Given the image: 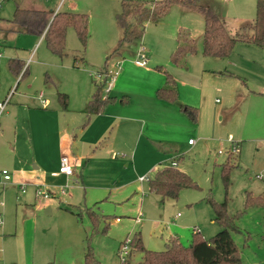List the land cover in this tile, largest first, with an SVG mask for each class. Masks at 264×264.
<instances>
[{"label": "rangeland", "instance_id": "374dc122", "mask_svg": "<svg viewBox=\"0 0 264 264\" xmlns=\"http://www.w3.org/2000/svg\"><path fill=\"white\" fill-rule=\"evenodd\" d=\"M121 1L0 0V22L3 24L1 19H11L16 4L22 7L48 4L54 10L59 6L57 10L84 13L89 19L85 49H82L73 26H68L63 55L50 51L45 41H41L43 39L34 33H8L4 38L0 35V100L8 96L10 102L29 103L31 98L39 99L42 93L49 100L48 108L61 110L57 92H65L68 96L67 109L80 107L85 94L93 90L91 80H98L93 74L103 72L104 68H114L115 61L121 63L124 59L135 58L137 48L144 46L140 44L141 38H135L125 43L119 52L111 50L103 54L99 51L98 48L109 32H115L114 45H117L122 34L116 21L114 23L112 20L111 28L98 25L97 4L110 2L107 3L108 8H104L111 9L110 13L117 9L116 14L121 10ZM220 1L223 4L218 5L216 10L226 28L234 34L232 27L244 22L243 28L236 32H249L251 24L246 23L255 19L256 0ZM181 8L184 13L180 12ZM132 18L133 13L126 14L127 21L133 23ZM175 19L179 23L176 26L173 25ZM160 24H165L166 28L173 25L171 29L176 36L175 31L179 27L183 28L194 39L195 51L185 59L187 68H177L170 72L177 79V93L182 89L181 93L186 98L182 105L196 107L197 118L192 121L185 113H178L182 118L177 121L182 125L178 132L181 138L177 144H171V152L176 158L179 157V168L197 186L182 189L176 200L165 198L161 202L160 197L150 193L147 188L148 180L154 172H148L145 174L148 179L139 182V175L132 166L133 156L126 154L122 157V152H118L116 159L102 155L99 160H90L86 172L92 174V179L84 185L77 177L73 182H59L54 178L49 183L56 189L42 186L55 194L47 198H38L32 187L28 186L27 193L31 192L30 199L33 202L37 200L41 204L47 201L52 204L54 211L49 214L45 213L43 207L37 212V203L22 207L15 205L16 189L11 187L5 198L0 195V218L2 225L5 221L9 224V229L17 221V233L3 237L0 264H32L46 254L55 263L85 264L87 244L99 264H119V241L126 238L132 240L136 234L140 236L142 245L149 250H164L170 236L176 237L184 246H189L194 231L198 230L205 239L219 231L220 227L213 220L214 210L210 201L222 202L225 199L229 214L241 212L235 220L239 232L231 233L241 261L244 264H264V206H246L247 192L253 195L264 193V49L237 42L227 58L203 55L202 15L177 4L170 7L157 25L150 26L157 28ZM150 32L151 43L153 37ZM151 47L158 54L160 45L156 40ZM257 55L262 60L256 64L247 59H254ZM81 56L86 61H82ZM75 58L77 67L72 64ZM11 59L23 62L18 74L8 68ZM105 62L107 65L104 66ZM149 65L147 58L145 66ZM23 68L27 69L24 75ZM229 72L238 75L240 79ZM194 92L198 94L200 105L191 104ZM181 93L178 101L182 98ZM102 94L105 95L104 92ZM188 139L195 144L189 146ZM155 144L154 147L158 149L159 144ZM232 145H235V150L230 152ZM218 150H222V153H218ZM223 165L231 168L227 185L222 177ZM136 166H140L139 161ZM0 169H5L11 178L10 170L1 162ZM102 169L107 171V175L98 177L97 170ZM2 182L0 176V188ZM60 187L66 193L61 194ZM95 202L98 207L95 209L119 218L117 222L108 223L104 231L103 224L99 225L97 231L89 227L86 209ZM8 206L9 209H6ZM96 218L103 220L99 214ZM35 225L37 230L33 237L30 232ZM129 245L131 248V242ZM140 258V252L132 251V261L137 262Z\"/></svg>", "mask_w": 264, "mask_h": 264}, {"label": "crops", "instance_id": "0c3cea01", "mask_svg": "<svg viewBox=\"0 0 264 264\" xmlns=\"http://www.w3.org/2000/svg\"><path fill=\"white\" fill-rule=\"evenodd\" d=\"M107 3L110 4V2H99L97 4L99 10H97V21L101 28H111L112 20L113 22L116 21L115 17L117 13L115 14V12L117 9H113L112 13H110L111 9L104 8V6L108 8L109 4L107 5ZM202 3L211 6L215 10L218 5L223 4L220 0H202ZM32 6L34 7L30 8L53 9L48 4ZM57 9H53L54 12L58 11ZM180 12L184 13V10L181 8ZM160 19L157 22H147L141 35L142 41L140 44L144 45L143 47L147 52L148 63L150 65L142 66L137 64L136 56L135 58L124 59L120 63L119 73L113 80L108 93V96L113 98L112 101L105 106L102 112L91 115L88 120L83 110L94 90V85L92 92L86 93L85 97H83L81 106L73 107L69 110L67 109L68 96L67 107L66 109L61 107V110L53 107L48 108L49 100L47 103H42L41 100L46 99L42 93H40L42 96L39 94L40 100L37 99L38 101L35 98H31L29 103L8 101L5 109L0 114V162L8 167L12 176L9 180H4L0 175L3 180L0 195L5 198V194L12 189L11 187H14L16 189L15 205L21 207L22 205H33L37 203V200L33 202L34 200L30 199L31 192L27 193L28 186H31L33 191L36 190L37 185H46L51 189L53 187L49 183L50 180L57 178L59 182H73L75 177L79 178L82 185H84L85 182L88 183V180L92 179V174L89 171L86 172V167L90 160H99L102 155H109L111 159H116L118 152H122V157L126 154L133 156L132 166H134L135 172L139 175L137 177L139 182H142L139 180L140 176L148 172H154L151 177L153 178L157 170L165 164H170L172 161H176V167L180 169L177 161L179 157L176 158L172 154L171 144H177V140L181 138L178 132L179 128H182V125L178 124L177 121L179 119L182 120L178 113L183 115L181 107L184 106L182 102L186 98L181 93L182 89H179L182 98L178 101L180 96L178 92L176 101L171 102L159 98L157 90L166 86L167 73L175 78L177 90V79L170 71H175L177 68L186 69L185 59L191 53L181 52L180 56L182 58H179V63L173 61L178 43L176 33L174 35L171 28L173 25L179 23H176L178 20L175 19L176 21H174L175 23L171 27L166 28L165 24H160L157 28H151L152 26L150 25H157ZM8 20L1 19L2 22L4 21V24L0 22V35L4 38L8 33L21 34L14 32L11 24L7 25ZM252 22L253 20L246 24L249 25ZM244 24V22H240L236 27H232L231 30L236 32L237 29L243 28ZM149 31H152L150 32L153 37V42L151 43L149 42ZM39 36L43 39V34ZM114 36V31L109 32L108 37L103 39V43L98 48L100 52L107 54L111 50H114V47H116L114 45ZM116 38H118V33ZM155 40L160 45L158 54L151 47L155 43ZM41 41H44V39ZM80 59L86 61L84 56H81ZM247 59L256 64L259 60H262V57L257 55L254 59H251V57H247ZM180 60L184 63H181ZM72 64L73 66H78L76 58ZM105 65H107V62H105ZM107 69L104 68V71ZM229 74L234 73L229 72ZM234 76L240 79L238 75L234 74ZM92 81L94 82L93 79ZM196 93L194 92V101H191L192 103L188 102L193 105H200L199 97ZM133 98L136 99L133 100ZM195 130H197L196 127ZM189 140H187L189 146L195 144V142L188 143ZM154 143H157L155 145L159 144L157 146L158 149L154 147ZM63 155L68 156L74 166V173L71 176L57 173L59 160ZM137 161H139L140 166L135 167ZM106 175V170H97L98 177ZM22 184H24L23 190L21 189ZM50 189L47 190L51 192ZM54 189L56 188L52 190ZM51 194L55 195L52 192ZM37 204L35 206L37 212L42 207L46 214L54 211L50 202L45 201ZM0 205L2 206V203ZM96 205L97 203L95 202L93 206H89L86 210L88 213L93 211L102 215L103 220L100 221V224L107 226L108 223H114L119 220L117 216H108L98 211L95 209L98 208ZM6 209H9V206ZM135 220L137 221L138 218L135 217ZM89 227L91 228V225ZM36 230L35 225L30 232V234H33V237L36 234ZM23 232L24 230L21 231L24 240ZM16 233L17 221H15L13 228L9 229V224L6 221L2 225L1 218L0 244L5 235H14ZM122 242L119 241V246H121ZM32 264L61 263L51 261V257L46 254L44 258L41 257L33 261Z\"/></svg>", "mask_w": 264, "mask_h": 264}, {"label": "trees", "instance_id": "16d2710c", "mask_svg": "<svg viewBox=\"0 0 264 264\" xmlns=\"http://www.w3.org/2000/svg\"><path fill=\"white\" fill-rule=\"evenodd\" d=\"M179 5L188 10L199 12L204 20L202 34V54L205 56L226 58L230 55L235 43L242 42L264 49V0H256V16L250 26V31L231 33L225 26L220 13L211 6L203 4L202 0H153L148 2H136L122 0L121 10L116 14V22L121 29L114 52H119L125 43L135 38H141L147 22H157L163 17L172 5ZM133 9V11H132ZM133 13V23L127 21L126 14ZM16 33L43 34V39L55 54L63 55L65 48V34L68 26H73L82 49H85L88 37V15L77 12H67L53 9H36L16 5L13 16L8 20ZM177 48L173 61L179 63L181 52L192 53L194 41L183 28L177 31ZM23 67L20 60L11 59L8 68L14 74H18ZM27 69L22 72L26 73ZM94 90L87 100L84 113L87 120L93 114L102 112L105 106L112 101V97L103 96L104 80L94 81ZM61 107H67V94L58 92ZM157 96L171 102L177 99L176 80L167 73L166 86L157 90ZM182 111L192 120L196 121L197 111L195 107L184 105ZM87 122V121H86ZM230 167L223 165L222 177L225 185L229 180ZM148 191L160 197L162 202L165 198L176 200L182 189L195 188L197 185L183 170L165 164L156 171L153 178L148 180ZM214 210L213 220L220 227L219 231L209 239L203 238L199 231L193 232V239L189 246H184L178 239L170 236L165 242V249L161 251L146 249L136 234L131 240V248L127 258L120 264H244L239 256L232 232H239L235 220L241 212L229 214L226 199L222 202L210 201ZM246 206H264V193L253 195L247 192ZM97 212H89V222L94 231L98 230L100 221L97 220ZM100 215V214H99ZM102 216V215H101ZM104 225L102 231H104ZM132 251L141 253L139 261L131 260ZM85 264H99L94 259L90 245L87 244L84 252Z\"/></svg>", "mask_w": 264, "mask_h": 264}, {"label": "built area", "instance_id": "2783aa9c", "mask_svg": "<svg viewBox=\"0 0 264 264\" xmlns=\"http://www.w3.org/2000/svg\"><path fill=\"white\" fill-rule=\"evenodd\" d=\"M147 53L145 51V48L143 46H140L137 50V55H136V62L139 65H145L146 60H147ZM114 68H108L107 70L103 71V72H97L95 74H93L98 80L97 81H101L102 79L104 80V93L106 95H108L110 89H111V85L113 80L115 79V77L117 76V74L119 73L120 70V62L116 61L114 63ZM40 96H42V94H40ZM9 101V97L7 96L5 99L0 100V114L1 112L5 109L7 103ZM42 103H47L46 99H42L41 100ZM188 143H192V140H189ZM235 145L231 146V149L229 150L230 152L235 150ZM218 153H222V150H218ZM170 165H172L173 167H176L177 162L176 161H172L170 163ZM58 174H64L66 176H71L74 173V168H73V164L70 162V159L68 158V156L63 155L60 157L59 160V169H58ZM0 175L3 177L4 180H9L10 176L7 173V171L5 169L0 171ZM148 177L143 175L139 177V180L143 181V180H147ZM24 188V184L21 185V189L23 190ZM60 193L64 194L65 193V189L63 187H60ZM35 195L39 198H47L49 196H51V193H49V191L47 189H43L42 185H37L36 186V190H35ZM0 223H1V218H0ZM131 242V239H125L120 248H119V257H120V262H124V260L127 258V254L130 250V245L129 243Z\"/></svg>", "mask_w": 264, "mask_h": 264}]
</instances>
